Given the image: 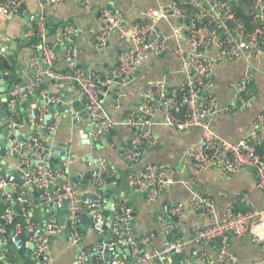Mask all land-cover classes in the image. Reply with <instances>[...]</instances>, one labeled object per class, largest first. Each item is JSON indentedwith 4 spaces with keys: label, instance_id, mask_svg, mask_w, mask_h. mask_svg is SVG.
<instances>
[{
    "label": "built area",
    "instance_id": "1",
    "mask_svg": "<svg viewBox=\"0 0 264 264\" xmlns=\"http://www.w3.org/2000/svg\"><path fill=\"white\" fill-rule=\"evenodd\" d=\"M62 1L37 0L35 23L23 33L27 40L37 37L36 42L29 45L25 56L31 77L25 84H14L12 90L6 92V97L2 96L6 117L0 120V130L7 126L8 131L11 129L17 134H12L15 136L11 140L10 136L5 138L6 134L0 145V148H6L1 157L4 161L2 167L13 171L9 175L0 174V264L7 245L24 251L28 243L26 256L29 264H57L50 248L51 240L65 235V220L36 217L30 188L36 190L38 207L66 209L70 221L67 243L77 249L74 264H171L170 257H182L189 245H192V259L184 258L182 261L185 264H206L210 260L201 249L212 243L220 246L219 262L239 264L237 258L227 251L230 235L237 238L250 235L251 240L264 249V211H236L232 203L226 206L222 218L211 215L205 222L192 223L191 239L177 237L175 240L165 239L159 246H149L150 237L135 234L133 207L123 195L114 205L110 240H104L106 192L101 188L107 181L113 180L111 176L114 174L107 161L98 159L94 166L81 174L80 179H86L85 184H81L80 180L77 183L61 180L65 168L50 167V151L43 146L46 139L56 132L60 113L55 110V114L51 115L53 118L47 123L43 119L47 112L46 104L30 107L25 118L20 111L21 104L35 91H38L41 100L59 101L58 95H51L43 86L47 81H54L60 84L64 93L67 91L71 95V100L64 101L67 106L64 111L70 112L76 123H80L82 114L74 110L73 103L83 106L81 111L86 115L88 126L86 138L89 141L86 140L90 145L102 143L104 137L119 124L105 106L104 95L97 84L98 76L92 68H85L77 62L78 49L72 43L74 28L71 23H64L53 37L47 34V8ZM175 2L145 9L142 19L129 29L130 45L117 53L116 65L109 77L110 81L116 79L120 83L118 100L126 94L125 87L132 83L143 64L153 62L171 49L180 61L176 70L178 80L174 85L169 87L164 80H150L140 93L137 108L127 109L124 113L122 124L128 138L122 155L131 167L127 172L131 187L141 193L147 203H152L159 199L166 187L176 183L167 163L149 162L139 167L143 151L157 147L153 127L160 125L179 132L196 127L200 137L184 154L193 174L215 169L222 176L231 178L242 170L252 169L255 186L264 195V111L256 115L252 128L246 134L234 140L218 135L212 124L213 118L220 113L249 109L256 97L253 74L246 73L233 83V96L222 105L215 90L214 69L222 62L253 60L264 55V0H251L247 6L252 28L236 14L241 0H208L205 6L195 0ZM22 4V0H3L0 12L9 16H25ZM123 21L120 11L109 7L100 9L98 24L88 29L94 44L99 48L105 47L111 31ZM160 23L169 27L170 36L160 29ZM170 38L175 40L173 47ZM182 39L189 43L190 49L181 46ZM59 44H63L61 50L58 49ZM1 56H7L3 49H0ZM65 62L68 66L64 65ZM3 74L8 75V72L3 70ZM159 114L161 117L155 120ZM44 128L46 136L42 134ZM20 130H25L23 136L19 135ZM16 170H21L19 178L23 184L17 181ZM194 175L189 177V182L195 181ZM10 188L15 189L16 196L7 190ZM14 207H18L20 212ZM213 208L207 196L197 194L190 200L164 205L165 214L160 215L159 220L169 230L172 229L171 219L182 221L191 212L207 214ZM92 210L95 213L88 220L92 226L84 229L80 219ZM87 230L93 238L87 237ZM98 237L103 238L101 242ZM139 245L143 250L135 256ZM116 246H131V260L118 255ZM105 249L108 259L104 257ZM246 264L259 263L251 261Z\"/></svg>",
    "mask_w": 264,
    "mask_h": 264
},
{
    "label": "crops",
    "instance_id": "2",
    "mask_svg": "<svg viewBox=\"0 0 264 264\" xmlns=\"http://www.w3.org/2000/svg\"><path fill=\"white\" fill-rule=\"evenodd\" d=\"M22 1V6L26 10L25 16H9L0 12V44L11 45L14 38L21 37L27 27H30V29L33 27L29 25L25 17L29 16V19H33L36 16L38 10L37 0ZM177 1L181 0H63L60 3L51 4L47 8L49 27L55 25V31L50 33L51 37L58 34L64 23H71L73 26L74 31L71 38L72 43L78 49L77 62L85 68H92L93 72L98 76L99 81H97V84L104 95L105 106L119 124L108 136L104 137V142H98L92 146L82 132L87 125L86 116L81 115L80 123H76L72 120L70 112L64 111L59 116L60 121L56 132L51 134L45 143L49 144L50 148H54L57 145L67 148V160L59 159L58 163L62 168H65L70 176L76 174L81 176L88 168L94 166L98 159H105L109 169L115 175V178L110 180V182L117 187L119 197L123 195L133 207L135 213L133 217L135 234L139 237H150L149 246H159L165 239L174 240L177 237L191 239L192 223L205 222L211 215L222 218L229 203L234 205L236 211H264V195L255 186L252 169L242 170L238 175L231 178L222 176L215 169H208L195 175L193 174L192 166L184 154L200 137V131L196 127L183 132L160 125L153 127L152 133L157 141V147L143 151L139 167L149 162L161 161L167 163L174 174L176 183L166 187L159 199L152 203H147L143 195L131 187L127 174L131 167L123 159L122 155L125 141L128 138V133L122 124L124 113L127 109L137 108L140 93L143 88L149 85L150 80H164L169 87L174 85L178 80L176 70L180 66V61L173 51H169L162 58L143 64L140 66L141 68H139L132 83L125 87L126 94L118 100L117 91L120 83L116 79L110 81L109 77L115 67L117 53L130 45L129 29L135 22L142 19L145 9L147 7H162L172 2L177 3ZM195 2L205 6L208 0H195ZM106 7L120 11L124 21L122 25L111 31L107 45L99 48L94 44L88 29L98 24V11ZM159 27L170 36V30L164 23H160ZM28 42L27 39H24L17 44V48L14 51L15 66H11V70L6 69L8 74H13L19 79L13 81L12 86L19 83L25 84L31 77V71L27 68L25 61V56L29 51ZM172 44L174 43L172 42ZM181 46L185 49H190L189 43L184 39L181 40ZM62 48L63 44H59L58 49L61 50ZM209 52L212 53V50ZM1 57L6 58L7 63L10 64L7 56ZM64 65L68 66L67 62ZM1 72L3 73V70ZM246 73L253 74L252 84L256 89V97L252 106L245 110L220 113L213 118L212 124L217 134L230 140L246 134L252 128L256 115L264 111V55L259 59L253 60L239 59L234 63L222 62L217 64L214 69L215 90L222 105L231 100L233 83ZM43 86L48 88L51 95H58L59 97L64 95L66 103L72 99L67 91L64 93L60 89L59 83L47 81ZM2 101V93L0 92V120L6 117V108ZM40 101L41 97L38 91H35L29 96L27 101L21 104V116L25 118L28 114V109L39 106L41 104ZM54 112L53 115L55 114ZM160 115H157L155 120L159 119ZM18 133L23 136L25 130H20ZM12 134H16V131L10 129L5 138ZM91 141L95 142L93 139ZM2 144L3 141L0 139V145ZM71 157L74 158L72 159ZM133 168H136L135 164H133ZM191 175L195 176L194 182H189ZM67 178L65 179L63 174L61 180L71 181L68 176ZM35 191V189H29L31 200L35 205V216L43 220H46L49 216L57 219L61 217V214L53 211L56 207H50L47 210L44 205L38 207L39 203L35 202L37 198L34 195ZM197 194L207 196L211 200L214 207L213 211L207 214L191 212L182 221H178L175 218L171 219L172 229H165L159 220V216L165 214L164 205L181 200H190ZM42 208L45 210H42ZM58 220L64 221L62 217ZM86 235L88 238H93V235L88 230ZM12 247V245H7V251L1 263L29 264L26 250L18 251L20 255L18 257ZM50 248L56 256L57 264L75 263L77 249L67 243L65 235L54 237L51 240ZM191 248L192 245H189L185 249L181 259H192ZM201 250L207 254L210 260L206 264H231L230 261L219 262L217 260L220 254V246L217 244L206 245ZM227 251L230 255L237 258L239 264H246L251 261L264 264V249L254 243L250 235L241 238L230 235ZM131 256L133 257V255Z\"/></svg>",
    "mask_w": 264,
    "mask_h": 264
},
{
    "label": "water",
    "instance_id": "3",
    "mask_svg": "<svg viewBox=\"0 0 264 264\" xmlns=\"http://www.w3.org/2000/svg\"><path fill=\"white\" fill-rule=\"evenodd\" d=\"M25 20L29 22L30 26H33L34 23H35V20H36V16L33 19H29V16H26ZM29 29H30V27H27L24 30V33L27 32ZM54 31H55V25H52V26H50L48 28L47 34L53 33ZM36 38H37L36 36H32L31 37V39L33 41H35ZM22 40H24V35L23 34H22L21 37L14 38L13 43L11 45L7 46V47H2V45L0 44V49L4 50V52L7 55L8 60H9V62H10L12 67L15 66L14 51L17 48V44L20 41H22ZM0 79H1L0 92L2 93V96L5 98L6 97V92L12 90V82L13 81H17L19 79L16 78L15 75H13V74L4 75L1 71H0ZM64 101H65L64 95H61L60 98H59V101H57V102L48 101L47 98H45V99L40 101L42 104H46L47 105V112H46L45 117H44V121L45 122L48 123L51 120V115H52L53 111L57 110V112L61 114V113L64 112L65 109H67V106L64 104ZM73 107H74L75 111H79L80 114L86 116L85 113L83 111H81L83 106L79 105L78 102H74L73 103ZM1 114H3V112H1ZM82 132L86 135L87 132H88V126L84 127ZM7 133H8V127L5 126V127H3L1 129L0 139H2ZM16 134H17V132H16ZM42 134L44 136L47 135V132H46L45 128L43 129ZM14 136L15 135H11L9 137V140L13 139ZM87 140L89 141V139H87ZM4 142H5V140H4ZM43 146H44L45 150L50 151V159H49L50 167L59 168L60 165H59L58 161H59V159H65L66 158L67 148L65 146H60V145H57L54 148H50L49 144H47V143H44ZM5 152H6V148L5 147H1L0 148V166L4 165V161L1 159V157L5 154ZM71 158L73 159L74 157H71ZM12 172L13 171H11L9 168L4 169L3 167H0V174L9 175ZM20 174H21V170H16L15 171V176L17 177V181L20 184H23L22 179L19 178ZM67 176L70 178V180L72 182L77 183L80 180L81 184H85L86 183V179H80V175L79 174L70 176L67 173V171L64 169V178L66 179ZM26 187L30 188V186H28V185H26ZM101 189L106 192V194L104 195V198H105L104 199L105 200V209L103 210V215L105 216V222H104L103 228H104L105 234H106V236L104 237V240L108 241V240H110V237H111V234L109 232V228L111 227V224H112V221H113V214H114V208H115L114 205H115L116 200L119 197V193H118L117 187L114 185V183H111V182H108V181L106 182V184ZM7 190L12 192L14 194V196H16V191H15L14 188H10V189H7ZM34 195L37 197V193L36 192L34 193ZM35 202H38L37 198L35 199ZM14 208H15L16 211L20 212L18 207H14ZM53 211H56L59 214H61L62 219L65 220V224L67 226V229L65 231V235H66V237H68L70 221L68 220V215H67L66 209L65 208H63V209L56 208ZM94 213H95V211L92 210L86 215L85 218H81L80 219V225L83 228H87L88 226H92V222H89L88 220L90 219V217L93 216ZM132 216L133 217L135 216L134 212L132 213ZM61 217H58V219H61ZM132 225H133V222H132ZM102 239H103L102 237H98V241L99 242H101ZM26 247H27V249H26V254H27L28 250H29L28 249L29 243L26 245ZM12 249L17 253V256L19 257L20 256L19 252L14 247H12ZM142 250H143V247L141 245H139L138 246V250L135 253V256H138L142 252ZM115 251L117 252L118 255L126 256L127 260H131V258H132V256H131L132 255V247L131 246H127V247L116 246L115 247ZM104 257L106 259L109 258L106 249H105V252H104ZM75 259H76V257H75ZM169 261H170L171 264H185L182 261L181 257H179L177 255H172L170 257Z\"/></svg>",
    "mask_w": 264,
    "mask_h": 264
},
{
    "label": "trees",
    "instance_id": "4",
    "mask_svg": "<svg viewBox=\"0 0 264 264\" xmlns=\"http://www.w3.org/2000/svg\"><path fill=\"white\" fill-rule=\"evenodd\" d=\"M1 1V0H0ZM3 1V0H2ZM250 2H251V0H241V3L236 7V14H237V16H239L244 22H245V24L249 27V28H252V25H251V16L249 15V13L247 12V6L250 4ZM167 26V25H166ZM167 28H169L168 26H167ZM170 30V29H169ZM166 34V33H165ZM172 33H171V30H170V35H171ZM166 35H168V34H166ZM169 36V35H168ZM31 39V38H30ZM28 40L29 42V45H31V44H33V43H35L36 42V40L35 41H32V40ZM170 41H171V44H172V42L174 43V44H172V47L175 45V40L173 39V38H170ZM170 51H172V49L170 50ZM167 55V54H166ZM163 56H165V55H163ZM163 56H161V57H159V58H162ZM5 59V60H4ZM115 65H116V63H115ZM0 69L1 70H6V69H12V67H11V65L9 64V63H7V61H6V58H2V57H0ZM115 178V176H114V174L111 176V179H114ZM176 239V238H175ZM174 239V240H175Z\"/></svg>",
    "mask_w": 264,
    "mask_h": 264
}]
</instances>
